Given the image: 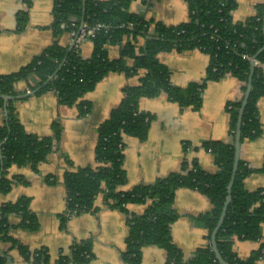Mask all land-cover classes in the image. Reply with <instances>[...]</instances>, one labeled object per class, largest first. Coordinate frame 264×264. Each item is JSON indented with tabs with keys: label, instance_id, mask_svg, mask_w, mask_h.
<instances>
[{
	"label": "trees",
	"instance_id": "obj_1",
	"mask_svg": "<svg viewBox=\"0 0 264 264\" xmlns=\"http://www.w3.org/2000/svg\"><path fill=\"white\" fill-rule=\"evenodd\" d=\"M133 0H54L52 29L54 41L31 62L19 70L0 74V106L6 110L5 122L0 125V191L11 186L5 173L12 164H30L36 168L53 150L60 129L54 125L53 135H38L25 130L15 106L19 95L56 92L59 101L79 105L81 114L91 110L92 103L82 97L93 90L97 82L110 72L128 75L139 73V83L123 87V96L109 117L98 126L96 146L97 167L90 165L69 170L64 184L67 193L66 215L89 211L99 194L115 208L127 215L129 232L122 251L124 264H141L143 247L158 244L167 252L165 264H220L212 248L211 236L228 195V184L234 166V139L243 97L227 104L230 113L231 136L229 142L204 140L201 146L209 150L218 167L215 172L203 169L198 161L184 159L180 170L170 172L150 184L140 183L124 189L127 174L124 168V136L130 134L145 140L152 114L140 109L142 96L153 97L162 92L181 107L200 109L203 91L209 80L231 74L242 80L245 92L251 73V61L242 56L251 53L264 60V8L256 15L235 21L232 16L237 0H187L189 19L168 25L155 18L130 10ZM29 3V1H28ZM28 22L27 10L18 14V30ZM101 22L105 26L89 39L93 52L84 58L72 44L63 45L59 36L63 32L85 25L92 27ZM76 24V26L72 24ZM142 37L143 44H138ZM120 44L116 59L108 56V45ZM200 49L209 55V65L200 81L179 86L171 81V71L158 59L162 51ZM127 58L132 59L128 64ZM26 82L27 88L18 91L16 84ZM10 95L6 100L2 95ZM244 95V94H243ZM264 97L263 66H255L252 88L242 116L241 139L253 140L262 133L258 102ZM191 144L185 142L184 149ZM240 159L224 221L217 232L219 251L229 264H256L264 255V241L248 257L241 258L233 250V239L259 240L264 222V188L248 190L244 179L252 171ZM195 188L206 194L212 208L198 216L197 221L207 229L208 242L198 248L190 258L184 256L174 243L171 224L177 217L172 203L179 187ZM29 198L21 196L14 202L0 204V242L9 246L0 250V264H13L10 250L17 248L24 260L35 264H89L92 253L87 241L75 243L69 253H61L54 263L44 248L30 251L26 245L10 235V215H17L19 225L34 230L38 221L29 207ZM131 203L146 204L137 214L128 208ZM65 218V217H64Z\"/></svg>",
	"mask_w": 264,
	"mask_h": 264
},
{
	"label": "crops",
	"instance_id": "obj_2",
	"mask_svg": "<svg viewBox=\"0 0 264 264\" xmlns=\"http://www.w3.org/2000/svg\"><path fill=\"white\" fill-rule=\"evenodd\" d=\"M53 5L54 0H0V74L19 70L54 41ZM262 8L264 0H237L232 16L235 21L244 20L256 15ZM22 10H27L28 22L22 30H18V14ZM130 10L168 25L187 21L190 13L187 0H133ZM59 41L63 45H70L69 33L63 32ZM143 42V38L139 37L138 44ZM121 47L120 44H109L108 56L118 58ZM80 52L84 58L90 57L93 52L92 40H84ZM157 56L170 69L171 81L179 86L200 81L210 60L209 55L198 48L182 52L176 49L162 51ZM127 62L132 63V59L127 58ZM143 74L141 70L133 75L119 71L105 75L93 90L82 97L92 103L91 110L86 114H81L78 103H61L53 90L26 97L19 95L15 101L18 117L26 131L44 136L54 134L55 124L60 129L48 158L36 168L30 164H12L5 173L11 180V186L8 190L0 191V204L14 202L21 196L29 198V207L37 218L38 227L34 230L24 228L19 225L17 215H10V235L30 251L44 248L51 263L62 252L69 253L75 243L87 241L92 253L89 264H124L122 251L129 232L127 215L112 207L103 194L97 195L93 209L66 215L64 178L69 170L99 165L95 158L98 126L119 105L123 87L139 83ZM242 84L241 79L231 74L207 81L200 109L181 107L164 92L153 97L142 96L138 107L153 117L145 140H140L134 134L124 136L127 183L123 188L153 183L170 172L180 170L184 159L196 160L203 169L215 172L218 167L214 157L201 143L211 139L229 142L232 129L227 104L243 97ZM26 88L24 81L16 84L18 91ZM258 109L262 133L256 139L242 142L240 153L241 159L253 169L260 168L264 163V97L259 100ZM5 118L6 110L0 106V125ZM185 142L191 144L186 150ZM244 184L248 190L264 188V171H252L245 177ZM211 204L210 198L195 188L184 186L176 191L172 209L177 217L171 224V235L187 258L198 248L207 245V229L197 218L209 211ZM145 206L143 203H131L128 208L140 214ZM261 229L262 238L259 240L234 237L233 250L236 255L246 258L260 246L264 241V222ZM8 246V243L0 242V250ZM10 255L13 264H35L24 260L17 248L11 249ZM141 257V264H165L167 252L158 244H149L143 247ZM256 264H264V255Z\"/></svg>",
	"mask_w": 264,
	"mask_h": 264
},
{
	"label": "water",
	"instance_id": "obj_3",
	"mask_svg": "<svg viewBox=\"0 0 264 264\" xmlns=\"http://www.w3.org/2000/svg\"><path fill=\"white\" fill-rule=\"evenodd\" d=\"M254 68H255V65L253 62H251V73H250V76H249V79L247 82L246 90H245L244 95H243V100H242V104H241V107L239 110L238 122H237V127H236V133H235V139H234V148H235L234 166H233L232 175H231V178H230V181L228 184V195H227L226 201L224 203L223 210L219 216L218 223H217L215 229H213L212 236H211L212 248H213V251L215 252V255H216L220 264H229V263L223 258L221 252L219 251V248L217 246L216 235H217V232L219 231V229H220V227L224 221V218H225L226 213H227L228 205L232 199V189H233V184H234V180H235V175H236V171H237L240 159H241L240 153H241V145H242V139H241L242 116H243V112H244L246 104H247L248 97H249L250 92H251ZM2 97L5 100L11 98L10 95H6V94L2 95Z\"/></svg>",
	"mask_w": 264,
	"mask_h": 264
},
{
	"label": "built area",
	"instance_id": "obj_4",
	"mask_svg": "<svg viewBox=\"0 0 264 264\" xmlns=\"http://www.w3.org/2000/svg\"><path fill=\"white\" fill-rule=\"evenodd\" d=\"M76 26V24H72ZM105 25L101 22L96 23L92 27H86L85 25L80 26L78 29L74 28L70 30V40L71 44L75 46L77 49L80 50L81 44L84 40L89 39V36H93L96 31H98L100 28L104 27ZM242 56L249 61L253 62L255 66H263L264 60H261L257 58V56L251 54V53H243ZM27 91L30 92V90L27 88Z\"/></svg>",
	"mask_w": 264,
	"mask_h": 264
}]
</instances>
